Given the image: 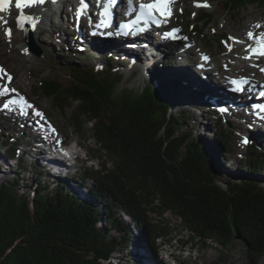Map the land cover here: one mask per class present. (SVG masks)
Listing matches in <instances>:
<instances>
[{"label":"trees","instance_id":"obj_1","mask_svg":"<svg viewBox=\"0 0 264 264\" xmlns=\"http://www.w3.org/2000/svg\"><path fill=\"white\" fill-rule=\"evenodd\" d=\"M214 1L222 2L226 13L264 6V0ZM210 23L212 16L202 13L195 30L201 33ZM73 50L67 47L62 53L71 72L69 86L46 79L35 92L62 113L74 109L71 124L77 133L84 135L90 124L91 138L113 167L78 173L81 180L93 181L91 196L83 198L68 177L45 181V175L54 176L37 163L30 172L32 182L26 183L25 161L19 159V171L8 172L0 182V264H110L121 246L127 248L131 238L137 241L143 233L155 253L156 240L167 241L170 232L155 221L150 224L148 214L164 213L176 215L201 246L210 242L227 249L238 241L248 263L259 264L264 258V153L258 150L257 135L247 146V167L236 173L240 181L233 182L216 144L182 132L190 122L186 105L192 107L189 102L197 95L180 80L162 78L160 68L168 65L150 70L158 88L142 70L140 78L135 74L125 84L121 72L129 64L124 58L116 59V68H83L71 63ZM200 108L217 116L209 104ZM217 121L221 129L215 143L229 154L230 132L222 129L221 117ZM20 140L15 146L0 141V152L9 161L16 159ZM7 167L0 162V175ZM221 172L228 177L227 190L217 183ZM133 225L141 232L135 237Z\"/></svg>","mask_w":264,"mask_h":264},{"label":"rangeland","instance_id":"obj_2","mask_svg":"<svg viewBox=\"0 0 264 264\" xmlns=\"http://www.w3.org/2000/svg\"><path fill=\"white\" fill-rule=\"evenodd\" d=\"M198 2L201 4L207 3L209 7H204V9L200 11L198 10V7L196 6L197 3L194 0H182V2L177 6L176 15L174 16V20L172 23V27L180 26L182 31L181 39L177 41H182V43H185L187 41L194 47V69L196 70L197 67L196 62L203 59L204 57H207L206 54H208L213 60L212 66L216 67V65H219L222 71L224 67L226 69L224 63L226 58L225 56H228L229 54L230 56H234L236 55V51L240 57L245 56L247 53V55H249L250 53L247 51L249 42L243 44L241 43L242 45L240 44V46L239 44H233V40L229 39V37H235L241 41L244 40L243 29L245 26H248V24L250 25V19L252 16H256V18L253 19L254 23L256 22V25H260L259 31L254 36H259L260 33L264 32V6L251 5L243 9L241 12L235 11L226 13L222 2L218 3L214 0H198ZM202 13L210 14L212 16V23L203 28L201 33H199V31L195 30V27L197 26V19H195V17H199ZM64 17L65 19H67V14L64 15ZM11 18L13 20H11V22L8 24L9 26L0 27V39L5 41V43L3 41V44H0V67L5 68L6 70L8 69L7 71L12 76V78L15 79L16 82H19L17 83L18 87L16 83H14L16 85H13V88L18 89L16 93H23L29 96V98L37 104L36 107L44 111L47 117L44 122L41 121L42 119L40 120V118L36 116L35 117L40 121V124H46L48 125L50 130L52 128L56 130V132L52 135V138L54 140L50 136V142L56 143L57 141H59L61 143H68L72 141L82 145H80L82 147V158L80 160L81 162L77 163V165L74 167H68L70 176H68V174H66L64 171L58 173L49 169L54 178L46 175L43 178L45 181L50 179L52 181L55 179L57 180L58 177H68L65 178L66 181L69 180L71 186L80 191L81 197L89 198L91 196L90 189H92L93 187V181L81 180L78 173L81 174V172L87 171L89 169L101 170L103 165L108 169H112L113 163L111 162L110 158H108V156L100 151L95 141L91 138L92 135L90 133V124L86 125L84 135L76 132V128L71 124V117L74 109L62 113L53 107L54 104L52 100L43 97L38 91H35L38 88L39 83L46 79L54 78L62 83H69L72 78L71 72L69 70V66L67 65L65 56L62 54L63 50H67V47L74 49L73 53L75 59H72L71 63L83 68H87L89 66L103 67L108 65L116 68L119 63L115 62L119 57H116V59H114V62H111L109 58L113 54L114 56L121 54H117V51H111L109 49H106V51H102V54L97 52V50L88 52V54L84 55L78 53L77 50L80 49L78 47V44L76 45L74 43V38L72 37L73 35H68L69 37L67 38L62 37L63 35L60 30L62 31L64 27L61 29V27L58 25V15H53L51 17V24H49L48 20L45 22L46 25L44 24L42 26L47 30L46 32H43V35L38 34L37 29L34 30V34L32 35V39L35 41L38 47L36 50H40L44 54V57L40 58L36 54L30 52L29 44L26 40V36L24 35L25 33H21L15 28L14 13H11ZM70 21L71 22L69 23L67 19V22L69 23L68 25H71L70 27H72V30H74L73 16H71ZM8 29H10L13 33L15 32L14 34H16V36L14 38H12L13 33H11L10 38L5 35ZM224 35L226 36V38H222V36ZM101 44V46H110V43L108 44L104 42ZM175 44L176 43H174L173 45ZM23 45L27 46L29 56L26 55V53H24L23 51L22 52L24 55H20V48ZM9 47H14L15 52L6 53L5 50ZM166 48L167 49H165V51L170 52V47L167 46ZM184 48L185 47L180 48L181 53L179 54L180 57H178V59L168 58L170 59V63L167 60H164L165 62H161L164 65H168L164 68H160L161 72H163L164 70L169 71V69H172L175 64H179V61L181 62L182 60V62H184L186 58L190 56V53L186 52ZM229 48H231V50H229ZM136 56L137 55H127V59L130 58L129 63L131 64V67L139 65V62L137 64H132V59L138 58ZM144 59L143 64H140L141 66L139 65L138 67L142 68L146 76H149L147 78L152 80L153 86L155 88H158L157 86H155L156 79L150 75L149 68L143 67L148 62H146V60L151 59L150 57H146ZM20 60H22V62H20ZM236 64L238 65V67H240L241 62L236 61ZM248 64L249 65L248 67L246 66V68L241 67V69L236 68L231 70L228 63L227 65L230 69L227 71V77L229 78L225 79V81H230V79L234 76H237L238 78L252 76V71H250L249 69L252 65H254V63L253 61H248ZM258 65L264 67V60H260ZM121 74L125 78V84H127V82H129V80H131L135 74H137V78H140L141 76L139 73V68L137 67L130 73H126V71L124 73L123 71L121 72ZM16 93L9 92V94L5 97L7 99H9L10 97L13 98ZM76 106L77 105H75V107ZM186 108L190 113V122L186 124L182 132L192 133V139L198 138L200 136H206L208 137V139H210L208 141L210 144H216V149L222 150L221 156L225 158L224 161L226 162V170H229V172H227L229 173V178H231L233 182H239L241 177L240 170L244 171V169L247 167L244 160L247 154V146L249 143V141L247 140V130L249 128H244L246 132H244V134L241 136L242 140L239 138L236 139L234 135L236 134L237 136L240 133V130L236 129V127L233 126V119L227 116L225 118L223 115H221V107L220 109L219 107L214 108L217 116H210L208 115V113H202L203 110L195 111L194 107H190L189 105H186ZM218 111L220 114L218 113ZM219 117H221L222 119V129L230 132L231 147L229 149V154H225L223 152L224 149H222V146L219 143H215V135L218 134L221 129V127L219 126L220 124H218L217 121ZM18 119L20 120V122L16 123L15 121H18ZM23 120L20 117L15 116L13 112L11 113V110L1 111L0 109V141L5 144V142L9 140L14 146V143H16L17 139L22 140L24 138L25 143L30 142L33 138L29 135V124L25 126ZM36 130H38V127L37 129H35V131ZM260 132L261 129L256 128L253 133L258 134ZM250 133L252 134L251 131ZM245 134L247 138L245 137ZM39 136L40 135H38L37 139H40ZM262 137L264 136L262 135L261 138ZM24 142L16 145L17 156L13 161H9L6 158L3 150L2 152H0V162L8 166L7 169H1L0 182H2L3 179L7 177L6 175L8 172L19 171L17 168V162L20 161L19 159H23L25 161L24 164L22 162V166L25 170V172L23 171V178L27 180L26 183L32 182L30 172H32L34 165L33 163H37L40 166L43 165L40 163V161L35 160V154H38L36 150L31 149L32 147L29 146V144H25ZM5 149L6 147H4V150ZM28 150L30 151V153H25ZM258 150L264 153V147H259ZM86 154L91 157V161L88 160ZM47 156L49 158V155ZM237 172L240 174L237 175ZM221 173H223L224 175H222V179L220 178L219 183H221V185L225 187L224 182L226 179H228V177L225 176V172ZM9 177V179H12L13 175ZM79 184H83L84 187L81 188ZM36 185H38L37 182L34 183L33 190H35L34 186ZM18 189L21 193H23L22 185L18 186ZM127 219L130 220L129 218ZM148 220L150 224L154 221V223H159L161 226H163V228H165L166 231L170 232V236L167 238V241L166 239L156 240L155 243L158 249L154 253V250L150 247L148 238L145 237V234L143 233V235L137 241L134 240V238H131V241L127 248L125 246H121L114 254V260L110 264H249L245 255V251L238 241L229 246L227 249L219 248V246L210 242H206L201 246L199 241L189 238L188 234L181 226V220L174 214L164 213L161 216L148 214ZM132 230L134 237L138 236L139 233H141L138 229H136V227H134V225L132 226ZM164 242L165 244L173 247V250L171 252H173L175 256L174 258H176L177 263L176 261H172V259H169L168 255L163 252L165 250L164 248H162ZM259 264H264V258L260 261Z\"/></svg>","mask_w":264,"mask_h":264},{"label":"bare ground","instance_id":"obj_3","mask_svg":"<svg viewBox=\"0 0 264 264\" xmlns=\"http://www.w3.org/2000/svg\"><path fill=\"white\" fill-rule=\"evenodd\" d=\"M87 2L90 3V8L89 11L87 10H83L82 14H81V21H78V18L76 19V14H77V10L80 9V0H47L45 3L43 4H37L34 5L30 8H26L24 9V11H41L39 12L40 15H38V17L35 20V25L37 26V32L40 35H43L44 31L46 32V28H43L42 26L45 24L46 21L49 20V24H51V17L53 15H58V25L61 27L62 31L60 30V32L62 33V37L67 38L70 35H73L72 37L74 38V43L78 46H83L86 50L92 49V51L97 50V52L102 54V51H106V49L109 50H115L117 51V54H121V55H116L114 56L111 55L112 57H114L116 59V57H123V58H127V55H137L136 57H138L137 59V63L139 62V65L143 64V59L146 57H150L153 58L152 64L150 66H147L146 64L143 66L144 68H149L152 67V65L155 64H160L162 61L165 62L164 60H167L169 62V60L171 58H177L180 57L179 54L181 53L180 48L185 47L184 49L186 50V52L190 53V56L188 58H186V60L184 62L179 61V64H175V66L171 70V73H168L169 71L164 70L163 71V79H171V80H180L181 84L183 86H185L188 90L195 92V94L197 95L196 98H191L190 100L192 102H189V104L194 107L195 111H199L202 110L200 107L206 106L207 104L211 105V107L217 108L220 107L222 108V106L224 108L227 109L226 112H223V110L221 109L220 112L222 113L221 115H223L225 118L226 116L233 119V126L236 127V129L240 130V133L236 136V134L234 135V137L236 139H241L242 140V135L244 134V132H246L244 130V128H249L248 131V141L250 142L251 140V133L255 128H257V126H259L260 120L256 118V116L258 115L261 119L264 118V111L259 110L256 112V114L254 115L253 110H252V104L254 102H259V101H263V98H259L260 95L257 93V88H255L253 86V84L258 83V87H263L264 88V76L262 74L259 73L257 65L259 64L260 60L253 58L251 56V54L249 55H245V56H239V54L237 53V51L235 52L236 55L234 56H230V54L228 56H225V66L226 69L224 67L223 71L221 70L219 65H216V67L212 66V62L213 60L211 59V57L206 54L207 56V60L202 59L199 60L198 62H196V70L193 67V55L195 54L194 47L192 46V44H190L189 42H185L182 43V41H179L178 43H176L175 45L172 46H168V43L165 41V39L161 42V43H156L153 40V37L151 39L150 36H146L140 39V42L136 43V44H129L126 42H122V41H108L104 39L105 43H110V46H99L98 48H92L90 47L92 40L90 39V32L94 31L93 27L88 26V22L92 21L94 19L95 13L94 10L97 8V0H85ZM123 2L127 3V0H122ZM185 1V0H184ZM182 2V0H175V2L171 5V15L175 16L176 15V11H177V6L178 4H180ZM73 6L74 7V22H73V26H74V30H72V27H70L71 25H68L71 21L70 18L72 15H70L68 7L69 6ZM94 9V10H93ZM33 11V12H34ZM11 11L5 12V13H0V27L2 26H9L8 24L11 22V20H13L11 18ZM67 14V19L69 21V23L67 22V19H65L64 15ZM8 15V16H7ZM78 17V16H77ZM256 16H252L250 19V25L248 24V26H245L243 29V33H244V40H242V44L243 43H248V46L251 45L253 47H258V45L256 44V41L254 39L250 40L248 38V32H252L254 35L259 31V28L256 27V22L254 23L253 19H255ZM196 19V17H195ZM17 18H15L14 20V26L15 28L18 30L17 28V22H16ZM256 21V20H255ZM67 22V23H66ZM79 22V26H80V30L78 32V30H76V24ZM46 25V24H45ZM19 31V30H18ZM59 31V30H58ZM25 33V31H23ZM74 32V33H73ZM13 33V32H11ZM15 33V32H14ZM13 33V37L14 38L16 36V34ZM26 36V40L29 39V37H27V34H24ZM69 35V36H68ZM32 39V36H31ZM33 40V39H32ZM131 40H133V38H131ZM2 39H0V44H3ZM99 43H103V41H99L98 39L96 40ZM28 42V40H27ZM5 43V41H4ZM234 44V43H233ZM241 44V45H242ZM240 45V46H241ZM2 46V45H1ZM170 47V52L165 51V49H167L166 47ZM177 46V47H174ZM245 46V44H244ZM247 47V46H246ZM233 49V48H232ZM238 49V48H237ZM21 52L20 55H24V53H26V55L29 56V52L27 51V46L23 45L20 48ZM23 51V52H22ZM6 53H13L15 52L14 47H9L8 49L5 50ZM234 52V51H233ZM242 55V54H240ZM170 56V57H169ZM250 58H246L249 57ZM195 57V56H194ZM170 58V59H168ZM145 60V59H144ZM130 61V60H129ZM236 61L241 62L240 67H238V65L236 64ZM248 61H253L255 63V66L253 68H250L252 71V76H249V84L248 86L250 87V92L247 96V98H244L242 100V97H239L236 93H232L230 91V86L224 84L225 79H228L229 77H227L228 73L227 71L231 68V70L236 69V68H246V66L248 67ZM20 62H22V60H20ZM215 62V61H214ZM136 63V64H137ZM170 63V62H169ZM229 63V66L227 65ZM138 65V66H139ZM140 65V66H141ZM128 67V66H127ZM135 67H130L129 69L126 70V73H130L131 71H133ZM3 68V67H2ZM169 68V67H168ZM6 72H8L5 68H3ZM140 70V69H139ZM143 72V71H142ZM11 73V72H10ZM31 73V72H30ZM9 74V72H8ZM203 74H205L203 76ZM245 76V75H244ZM159 77V78H161ZM222 78V79H221ZM233 78H237V76L232 77L230 80H232ZM18 79V78H17ZM15 79H12L11 83L9 84L6 79L4 80L5 83L11 85V88H13V85H16L19 82H14ZM162 81V80H161ZM21 82V81H20ZM16 83V84H14ZM20 85V84H19ZM15 87V86H14ZM18 87V84H17ZM18 90V89H16ZM20 96H24V98L30 103V104H35L37 105L34 101H32L29 96L23 94V93H19L18 94V99ZM203 97V98H201ZM33 102V103H32ZM10 109L12 110L11 113L13 112L15 116L20 117L23 121L25 126H27L28 124V131L30 132V137L32 136V140L28 143L24 142V138L22 140H20L19 143L24 142L25 144H29V146H31V149H35L36 152L38 154H35V160L40 161L41 164H43V166H45L46 170L51 172L49 169L55 171V172H62L64 171L66 174H70L69 170L65 164V161L61 159V157L59 156V150L60 146H61V142L58 144L56 143H52L50 142L51 138L53 137L52 135L54 134L48 127V125L46 124H40L39 120L36 119L35 116L32 115V113L29 114L26 113L28 111V109H21L19 107V105H10ZM189 108V107H188ZM190 109V108H189ZM193 109V108H192ZM215 110V109H214ZM43 114L44 117L46 116L43 110H40ZM251 113V115L246 114V112ZM219 113V111H218ZM220 114V113H219ZM222 116V117H223ZM35 117V118H34ZM16 118V117H14ZM47 118V117H46ZM15 120V119H13ZM38 120V121H37ZM16 123L20 122V120L18 119V121H15ZM232 124V123H231ZM38 130L35 131V129ZM46 134V135H44ZM38 135L40 139L38 138ZM264 136L263 133H258L257 137H258V146L260 148L264 147V137L261 138V136ZM23 136V135H21ZM51 136V138H50ZM246 137V134H245ZM247 138V137H246ZM53 139V138H52ZM54 140V139H53ZM246 140V141H247ZM40 141V142H39ZM244 142V141H243ZM249 144V143H248ZM81 145V144H80ZM82 146V145H81ZM25 153H30V151H26ZM49 155V158L48 156ZM77 158L79 160H81V155L80 153H77ZM52 174V173H51ZM238 175V174H237ZM80 186V185H79ZM81 188L83 186H80ZM145 257V256H144Z\"/></svg>","mask_w":264,"mask_h":264},{"label":"snow or ice","instance_id":"obj_4","mask_svg":"<svg viewBox=\"0 0 264 264\" xmlns=\"http://www.w3.org/2000/svg\"><path fill=\"white\" fill-rule=\"evenodd\" d=\"M45 0H15V8L20 10V15L17 17V24L20 28L24 27V23L26 21L32 22L33 27H35V20L31 16H26L24 14V9L30 8L37 4H43ZM175 2V0H148V2H139L138 6V12L137 9L133 6V0H127V13L131 14L132 12H137L136 18L129 21L128 23L121 24L120 28L130 31L133 27H136L141 23V21H144L147 23L148 21H151L155 24H160L162 21L160 17L163 18V21L166 22L167 19L171 16V5ZM12 3V0H0V12H7L9 10V7ZM117 3V0H105L103 4H101V7L103 11L101 12V15L107 17H110L112 15L111 9L112 7ZM197 7H209L207 3H197ZM88 7L87 4L84 3V0H80V9L77 10V16L79 17L82 14V11ZM106 22V21H105ZM257 28L260 27L259 24L256 25ZM128 31H125L124 34L127 35ZM144 31L143 28H136V32H142ZM135 34V33H133ZM6 36L9 38L11 37V30L8 29L5 33ZM248 38L250 40L254 39L256 41V44L258 47H253L251 45L248 46L247 51L251 55H257V56H264V32L260 33L259 36H254L252 32H248ZM229 39L234 40L235 38L229 37ZM231 50V48H229ZM246 58H250L246 57ZM205 60H207V57H204ZM261 71H264V69H261ZM7 79V82L10 84L12 81V76L8 74L2 67H0V79ZM235 84H242L247 83L246 80L242 81H233ZM237 91H242L239 86L236 89ZM9 92L16 93L17 90L15 88H9L7 84H5L3 87H0V97L7 96ZM261 96H264V92L260 93ZM10 105H19V107L23 109H33L34 106L30 104L23 96H20L19 99H9L6 102L3 103V107L5 109H8ZM34 115L40 119H44V114L39 111L35 110ZM53 133L56 132L54 128L51 129ZM59 144L60 142L57 141ZM68 153L65 152V155Z\"/></svg>","mask_w":264,"mask_h":264},{"label":"water","instance_id":"obj_5","mask_svg":"<svg viewBox=\"0 0 264 264\" xmlns=\"http://www.w3.org/2000/svg\"><path fill=\"white\" fill-rule=\"evenodd\" d=\"M23 29H24V31H25V34H27V37H29V39H27L28 40V44H29V50H30V52H32V53H34V54H36L38 57H40V58H43L44 57V54L39 50H36L38 47H37V45H36V43H35V41L34 40H32L31 39V36L33 35L32 34V32H31V30L27 27V26H24L23 27ZM51 79H54V78H51ZM54 80H56V79H54ZM57 81H59V80H57ZM72 81V79L69 81V83L67 82V83H62V82H60V83H62L63 85H68L69 86V84H70V82ZM40 84V83H39ZM75 105H78L77 103H75L74 104V106ZM77 107V106H76ZM73 108H75V107H73ZM220 182V180H218V185H220L221 186V188H223V189H225V190H227L228 189V187H227V184H225V187L224 186H222L221 185V183H219ZM184 229V228H183ZM185 230V229H184ZM186 231V230H185ZM186 233L188 234V236H189V232L188 231H186Z\"/></svg>","mask_w":264,"mask_h":264}]
</instances>
